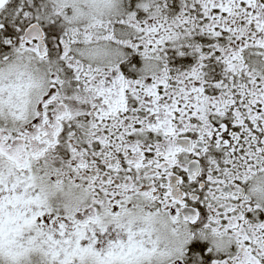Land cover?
<instances>
[{"label":"snow or ice","instance_id":"obj_1","mask_svg":"<svg viewBox=\"0 0 264 264\" xmlns=\"http://www.w3.org/2000/svg\"><path fill=\"white\" fill-rule=\"evenodd\" d=\"M0 264H264V0H0Z\"/></svg>","mask_w":264,"mask_h":264}]
</instances>
